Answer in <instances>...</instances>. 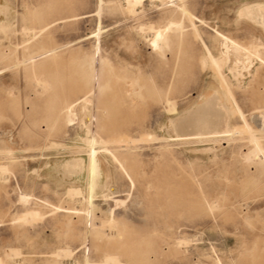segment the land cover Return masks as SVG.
Here are the masks:
<instances>
[{"label": "rangeland", "instance_id": "obj_1", "mask_svg": "<svg viewBox=\"0 0 264 264\" xmlns=\"http://www.w3.org/2000/svg\"><path fill=\"white\" fill-rule=\"evenodd\" d=\"M255 3L0 0V264H264V31L241 12ZM156 30L171 37L157 48ZM216 31L260 55L236 79L220 67L224 96ZM209 101L227 135L173 130ZM89 153L90 191L64 165Z\"/></svg>", "mask_w": 264, "mask_h": 264}, {"label": "bare ground", "instance_id": "obj_2", "mask_svg": "<svg viewBox=\"0 0 264 264\" xmlns=\"http://www.w3.org/2000/svg\"><path fill=\"white\" fill-rule=\"evenodd\" d=\"M96 10H97V8H96ZM136 10V9H135ZM182 11L183 12H186V11H184V9L182 8ZM241 12L242 13H244L245 15H247V16H249L251 19H253L256 23H258L261 27H262V29H263V31H264V3H259V4H257V3H255V4H252V5H249V6H245V7H243L242 8V10H241ZM190 15V14H189ZM192 15H190V17H191ZM170 22H172V23H170ZM170 23V24H169ZM169 25L171 26V25H173V29H176V30H178V32L175 34V36H176V38L177 39H179L183 34V31H182V25H181V23L179 22L178 23V20H177V23L175 22H173V21H169ZM149 26H151V25H149ZM168 26V25H167ZM46 27V26H45ZM146 27V26H145ZM169 27V26H168ZM142 28H144L143 26H142ZM148 28V27H147ZM152 28V27H151ZM167 28V27H166ZM169 28H171V27H169ZM153 29V28H152ZM152 29H149V30H152ZM168 29V28H167ZM172 29V28H171ZM146 30V29H145ZM40 31V30H39ZM144 31V30H143ZM157 32H156V34H155V36H154V38H153V40H152V44H153V46L154 47H156L157 48V46H158V43H159V40H161V37H162V34H161V32H158V30H156ZM27 32V31H26ZM144 33V32H143ZM163 33V32H162ZM145 34V33H144ZM167 36V35H166ZM216 36H218V40H216V42L218 43V46H219V54H218V56L217 57H215V56H213L210 52H208L207 51V54H208V56H211V58H215V65H216V70H217V72H218V74H219V84H221V86L223 87V89H222V92L223 91H225V92H223L222 94H223V96H224V94L225 93H230V90H229V86H228V83H227V81L225 80V78H224V76L222 75V73H221V71H220V67L222 68H225V69H227L229 72H230V74L232 75V78L234 77V79H236L235 77L236 76H238V75H242V74H244V73H247V72H249V70H250V67H249V69H247L248 68V66H249V64L251 65V63H249L250 61L253 63L254 61L253 60H256V58H260L259 56V53H258V48H257V46H258V43H256V42H253V43H251L250 45H243V44H240V43H238V42H236L235 40H233V39H231V38H229V37H227V36H225V35H223L222 33H220V32H218V31H216ZM168 38V40H170L169 38H171L170 36H168L167 37ZM167 38H166V40H167ZM216 39V38H215ZM162 40H165V38L164 39H162ZM166 40L164 41V42H166ZM164 42H162V43H159V44H162L163 45V43ZM264 42V41H263ZM160 47V46H159ZM39 48V47H38ZM41 48V47H40ZM25 49V48H24ZM2 52V51H1ZM36 52H37V50H36ZM3 54V53H2ZM208 56H207V58H208ZM32 57H34V56H32ZM31 58V57H30ZM29 58V59H30ZM206 58V59H207ZM28 59V58H27ZM27 59H25V60H27ZM16 61V60H15ZM105 60H103V61H101V62H104ZM82 66H86V71L84 72V75H82V76H85V77H88V76H90L91 74H90V72H91V66L89 65V63L87 64H85V62H83V63H80ZM211 66H213L214 64H210ZM214 67V66H213ZM239 68V70L237 69V68ZM85 68V67H84ZM83 68V69H84ZM235 68L237 69V70H235ZM244 68V69H243ZM247 70H246V69ZM218 74H216L215 73V75H217L218 76ZM247 74H249V73H247ZM39 81V80H38ZM86 81H87V83H90V77H88V78H86ZM251 82V81H250ZM39 83V82H38ZM42 83V82H41ZM37 84V83H36ZM104 85V84H103ZM105 85H106V83H105ZM40 86V85H39ZM90 92V91H89ZM153 92V91H152ZM226 94V96H225V99L226 98H228V95ZM214 95L212 94V97H213ZM209 98H210V96H208ZM215 97V96H214ZM220 97V96H219ZM162 100V99H161ZM216 100V99H215ZM214 100V101H215ZM83 102V101H85V97H82L80 100H79V102ZM76 102V101H75ZM77 102H78V100H77ZM201 103V102H200ZM197 104V105H195L193 108L192 107H190L191 109H189V110H187L186 112L184 111V113H181L180 115H179V118H174V120L173 119H169L170 120V125H171V127L173 126L174 127V131L176 132V133H179L178 131H182V132H185V129H187L186 131H191L192 133H195V134H193L194 135V137H195V135L196 136H200V135H204L207 139L208 138H211V137H214V136H216L217 134H219V135H227V133L229 132V128L227 127V121L224 119V121L222 122L220 119H222L223 117H222V114L220 113V111L218 110V108L214 105V104H211L210 103V101L209 102H206L205 104ZM219 103V102H218ZM77 104V103H76ZM216 104H217V102H216ZM72 105V104H71ZM223 106V105H222ZM225 106V105H224ZM68 107V106H67ZM223 109V107H220V109ZM224 108H226V107H224ZM227 109V108H226ZM224 111V110H223ZM227 111V110H226ZM222 112V111H221ZM229 112V111H228ZM223 113V112H222ZM225 113V112H224ZM225 114H229V113H225ZM223 116H226V115H223ZM257 116V115H256ZM255 116V117H256ZM85 117H86V115H85ZM178 117V116H177ZM187 117V118H186ZM222 117V118H221ZM228 117V116H227ZM255 117H254V119H255ZM257 117H259L258 119H255L256 120V122H258V123H261V125L262 124H264V112L263 113H261L259 116H257ZM186 118V119H185ZM85 119V118H84ZM87 119H85V121H86ZM222 122V124H221V122ZM80 122H81V120H80ZM255 122V123H256ZM82 123V122H81ZM257 123V124H258ZM221 124V125H220ZM256 124V125H257ZM83 124H81V126H82ZM190 126V128H188ZM87 127V126H86ZM259 127V126H258ZM262 127H263V125H262ZM80 128H82V127H80ZM85 128V127H84ZM85 131H86V129H85ZM173 131V132H174ZM179 134H182V133H179ZM254 134V133H253ZM185 135V134H184ZM186 135L187 136H189L190 135V132H189V135L187 134V132H186ZM192 135V134H191ZM198 136V137H199ZM201 137V136H200ZM81 138H83V137H81ZM85 138V137H84ZM88 138V137H87ZM83 139L84 141H85V143H87L88 144V146H89V148L92 150H90V152H97V150L95 149V147H94V144H100L95 138H92V139ZM220 138V137H219ZM228 139V138H227ZM240 139V138H239ZM251 139H253V141H256V139L255 138H253V137H251ZM256 144H258L257 142H254V148L250 151V152H248V154L247 153H245V155H247V157L249 158L250 157V155H252V154H257V152H259L258 150H261L260 148V146L258 145V147H260L259 149H258V147H255V145ZM101 145V144H100ZM102 146V145H101ZM100 146V147H101ZM88 149V148H87ZM111 149V148H110ZM102 150L103 151H108V148H106V146H102ZM87 151V150H86ZM89 151V150H88ZM249 151V150H248ZM109 152V151H108ZM90 154V156H89V158H88V156H87V158H88V160L86 159V160H84L83 158H81V157H73V158H71V159H69V160H67V161H65L64 163V165H66V166H68V167H70L73 171H74V173L76 174V173H78V172H81V171H83V170H85V172H86V175H87V178H86V182H87V188L89 189L88 191H90V190H92V186H93V184H95L94 183V178L95 177H93L94 176V174L96 173V171L98 170V166H97V160H96V158H94V154L92 153V155H91V153H89ZM88 154V155H89ZM112 157H113V155H112ZM246 157V158H247ZM247 160V159H246ZM262 162L261 163H264V158H263V160H261ZM3 166H5V165H3ZM68 167H65V168H67L68 169ZM0 168H2L1 166H0ZM69 168V169H70ZM3 169V168H2ZM1 169V170H2ZM0 170V172H2ZM98 174V173H97ZM97 174H95V175H97ZM99 176H97V178H98ZM84 178V177H83ZM97 181V180H96ZM85 182V181H84ZM96 184H98V183H96ZM95 184V185H96ZM100 185V184H99ZM105 185V184H104ZM102 186V185H101ZM72 190V189H71ZM77 190V193L78 194H80L79 192L80 191H78V189H76ZM76 190H75V192H76ZM67 191V190H66ZM73 192V191H72ZM92 192V191H91ZM26 194V193H25ZM66 194V193H65ZM77 194V195H78ZM21 195V194H20ZM76 195V196H77ZM90 195H91V193H90ZM22 196V195H21ZM26 196V195H25ZM25 196H23V197H25ZM20 197V196H19ZM28 196H26V198H27ZM75 197V196H74ZM91 198L92 196H89L88 195V197L87 198ZM74 201V200H73ZM77 201V200H76ZM89 201V200H88ZM57 208V207H56ZM59 208V207H58ZM77 211V210H76ZM84 212V211H83ZM110 213V212H109ZM28 214V213H27ZM33 217V216H32ZM113 221V220H112ZM106 222H108L107 220H106ZM103 224V223H102ZM106 224V223H105ZM100 225H101V223H100ZM111 226V225H110ZM116 226V225H115ZM101 227H103L102 225H101ZM105 227V226H104ZM107 227V226H106ZM102 231V230H101ZM99 233H100V231H98V235H99ZM102 234H103V232H102ZM97 235V236H98ZM96 236V237H97ZM101 236V235H100ZM100 236H98V238L100 237ZM105 236H106V234H105ZM102 237V236H101ZM107 238H110L109 236L107 237ZM100 239V238H99ZM183 243V242H182ZM178 246V245H177ZM10 249H8V251H9ZM13 251L14 250H12L11 252L13 253ZM10 252V253H11ZM67 252V251H66ZM8 253V252H7ZM6 253V255H8ZM15 254V253H14ZM58 254V253H57ZM13 255V254H12ZM62 257V256H61ZM14 258V257H13ZM105 258V257H104ZM74 260V259H73ZM110 261L112 264H115L114 262H116L117 263V260H116V257L114 258L113 256L111 257H107V259H106V263L108 262V261ZM48 262H50V261H48ZM109 262V263H110ZM103 263H105V261L103 262ZM55 264V263H54ZM108 264V263H107Z\"/></svg>", "mask_w": 264, "mask_h": 264}]
</instances>
